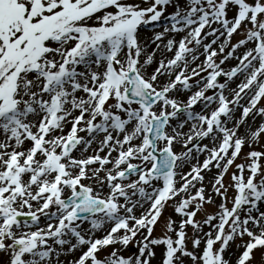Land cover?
Listing matches in <instances>:
<instances>
[{
    "label": "snow or ice",
    "instance_id": "snow-or-ice-1",
    "mask_svg": "<svg viewBox=\"0 0 264 264\" xmlns=\"http://www.w3.org/2000/svg\"><path fill=\"white\" fill-rule=\"evenodd\" d=\"M0 264H264V0H0Z\"/></svg>",
    "mask_w": 264,
    "mask_h": 264
},
{
    "label": "bare ground",
    "instance_id": "bare-ground-1",
    "mask_svg": "<svg viewBox=\"0 0 264 264\" xmlns=\"http://www.w3.org/2000/svg\"><path fill=\"white\" fill-rule=\"evenodd\" d=\"M151 36H152V33H151L150 30H143V31L141 32V40H142V41H145V42H146L148 39L151 38ZM148 50L151 51V48H149ZM158 58H159V57H158Z\"/></svg>",
    "mask_w": 264,
    "mask_h": 264
},
{
    "label": "rangeland",
    "instance_id": "rangeland-1",
    "mask_svg": "<svg viewBox=\"0 0 264 264\" xmlns=\"http://www.w3.org/2000/svg\"><path fill=\"white\" fill-rule=\"evenodd\" d=\"M145 30H147V29H145ZM153 47H154V45H153ZM211 210H212V208H211V206H210V207H209V211H211ZM170 212H171V209H169L167 212H165V216H167ZM157 233H159V228L157 229ZM256 257H257V259H260L261 254H260L259 252H257V253H256Z\"/></svg>",
    "mask_w": 264,
    "mask_h": 264
}]
</instances>
